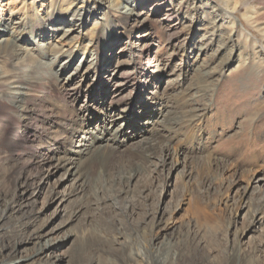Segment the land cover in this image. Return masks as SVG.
Listing matches in <instances>:
<instances>
[{
	"label": "rangeland",
	"instance_id": "1",
	"mask_svg": "<svg viewBox=\"0 0 264 264\" xmlns=\"http://www.w3.org/2000/svg\"><path fill=\"white\" fill-rule=\"evenodd\" d=\"M126 8L131 19L113 16ZM231 8L234 25L216 31ZM6 41L0 192L9 202L27 179L36 193L7 212L1 246L46 230L44 264H155L157 251L167 264H264V0H0ZM100 131L117 154L98 155L84 191L43 162ZM155 137L160 157L120 209L115 175Z\"/></svg>",
	"mask_w": 264,
	"mask_h": 264
},
{
	"label": "bare ground",
	"instance_id": "2",
	"mask_svg": "<svg viewBox=\"0 0 264 264\" xmlns=\"http://www.w3.org/2000/svg\"><path fill=\"white\" fill-rule=\"evenodd\" d=\"M71 3L73 2L71 1ZM126 9H127V12H121L119 10H116V12L113 13V16H115L116 18H121L122 20L126 18L127 20L131 19L129 16L134 15L133 9H128V8ZM231 9L229 10L225 9V14H224L225 16H222L218 22L217 21L215 22L216 31H220L222 29V26L225 24L232 23L234 25L235 22L231 21L230 16H232L235 10L234 9L231 10ZM247 16L249 17V14ZM253 20L251 21L252 23H254ZM220 22H221V25L219 24ZM234 42H236V39H234L232 36L229 37V43L234 44ZM12 45L13 44H11L10 41H6L2 45H0V63H1V59H3V57H5V55L11 51ZM53 62L55 61L53 60L52 63ZM65 68L67 70V67ZM65 68L63 69V71L65 70ZM5 73L6 72L0 67V86L10 84L11 80H9L6 77ZM90 73H91V69L89 67L86 70L85 74H90ZM24 90L25 88H18V87H14L12 89V94L22 97L20 101L21 103H23L24 101L23 99L24 96H27V93ZM110 141L112 140L107 138L105 131H100L98 136L94 134L89 135V137L83 136L82 140L80 141V144L76 146L78 150L76 149L70 152L72 156L68 157L65 155L64 158L61 157L58 159L54 157H46L43 159V162L45 163L53 162L55 163V165H57L58 169L62 167H67V166L70 167L69 174L73 177L77 176L80 178V182H81L80 188H82L81 191H84L83 188L87 187L90 184V181L92 180V178L94 177L98 169V163H97L98 155L105 154L106 162L109 164L114 159L115 154H117V150H118L117 147L115 148L114 146L110 145ZM162 149H163L162 139L158 137L149 138L148 140L143 141L142 143H138L136 146H133V148L131 149L132 156L130 157V159L131 160L134 159V161L138 160L136 164H134L132 161L131 162L129 161L127 164L121 162L123 168L119 169L117 174L115 175L116 176V186L118 184L123 185L122 188L120 187L119 189H116V194H117L116 195V205L120 204V207H121L120 209H122V204L124 205L127 202L126 199H128V195H129V191H128L129 183L133 181V179L137 176L140 170L151 165L153 163V160L160 157L159 152ZM164 152H165V149H164ZM110 176L112 177L114 175L111 173ZM35 188L36 187H33L30 181H28L27 179L24 180V183H22L20 186L17 185L16 192L13 195V198L11 200L9 199V202L5 200L4 193L2 194L0 192V204L5 203V207H4L5 209L2 211L1 216H0V229L4 226L3 224L4 220L7 219L6 218L7 212L15 210V208L20 202L26 204L27 201L30 200V198L33 197V195L36 193ZM257 189H259V186L257 187ZM260 196L262 197L260 201V208L263 209L264 208V191L261 192ZM75 217L77 216L75 215ZM18 232H20V230ZM45 238H46V230H41L39 232L36 231L35 234L31 236L30 238H28L26 241L19 239L20 241L14 242L13 245L3 244L1 246L0 244L1 246L0 247V264H19V263H23L22 261L27 262L28 264H44V262L42 263V258L44 256L48 257L51 251L55 247L54 243H52L50 239L43 241ZM31 244L35 245L32 252L30 254H27L26 256H22L23 253H22L21 247L22 246L26 247L27 245H31ZM162 254L163 253L159 251L154 253L152 255V261L155 262V264L156 263L157 264H167L166 263L167 259L160 258ZM60 256H62V254ZM46 264H56V263L49 261Z\"/></svg>",
	"mask_w": 264,
	"mask_h": 264
}]
</instances>
